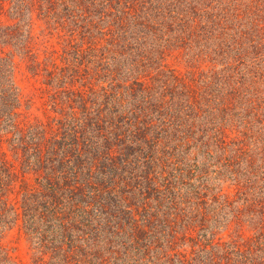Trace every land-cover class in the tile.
<instances>
[{
	"label": "trees",
	"instance_id": "1",
	"mask_svg": "<svg viewBox=\"0 0 264 264\" xmlns=\"http://www.w3.org/2000/svg\"><path fill=\"white\" fill-rule=\"evenodd\" d=\"M237 1L0 0V239L19 227L40 264H264V139L220 125L264 122V0ZM35 13L63 53L39 56ZM168 49L244 68L197 80ZM17 57L47 120L23 118Z\"/></svg>",
	"mask_w": 264,
	"mask_h": 264
},
{
	"label": "rangeland",
	"instance_id": "2",
	"mask_svg": "<svg viewBox=\"0 0 264 264\" xmlns=\"http://www.w3.org/2000/svg\"><path fill=\"white\" fill-rule=\"evenodd\" d=\"M240 5V0L237 1ZM238 5V6H239ZM240 7V6H239ZM49 24L46 22L44 18H40L34 14V24H33V31L35 34V43L36 49L39 53V56L42 59H45L46 56H50V52L56 49L59 51V54L63 53L64 47H67L66 44L68 41L65 39H59L57 31L52 27L48 26ZM56 56V54L54 55ZM59 57V56H58ZM17 68H16V80L21 88L23 93L22 97V106L21 111L23 112V118L27 120H47L48 116H54L56 113L53 111L52 106L50 105L48 94L49 90L47 89V93L43 91L45 87L42 84L41 80L36 77L32 72L29 71L28 63L26 60L17 57ZM46 61V60H45ZM50 60H47L49 63ZM225 62V64H223ZM240 60L236 61L232 57L228 59H217L216 61H211V58L206 56H195L190 57L188 52L186 53L184 50H173L168 49L166 51V57L164 64L166 68H170L175 70V72L182 73L186 76H190V74H194L197 80H202L205 76L210 75L215 71H223L222 74H236L242 73L243 70H225V65L232 64L233 67L237 69L244 68L243 64H238ZM249 63V60L245 61ZM34 66L33 64H31ZM238 65V67H237ZM36 66V65H35ZM34 66V67H35ZM258 68L255 66L253 70ZM234 69V68H233ZM263 69H256L257 75H259ZM256 74V73H255ZM238 75V74H236ZM89 84H97L95 78H85ZM200 85H204L203 81H200ZM242 81H240L241 83ZM257 90L262 91L260 93V99L264 101V82L261 80L257 84ZM262 106L264 107V102H262ZM260 119H264V115L261 116ZM239 123V122H238ZM264 124L259 122L254 123L253 129L247 130V138L242 135L243 132L246 131V126L243 124H225L220 123L221 127L226 129V132H229L231 137L238 136L240 139H245L247 143L253 144L256 140L264 139V128L260 127ZM219 125V126H220ZM264 142V140H263ZM233 147H236L234 144L231 145V148H228V154H215V158L212 161L216 160V157H223V156H231L234 154L232 150ZM10 159H13V156L9 153ZM215 185H224L226 189L234 192V188L231 185V182H214ZM228 223V220H226ZM247 233H252L250 230H246ZM240 233V229L237 227L236 224H231L230 227L218 230L217 237H222L223 239L227 240L231 237L237 236L236 234ZM0 245L5 253L8 252L11 256L12 264H40L39 258L41 257L40 253L34 249V244L27 239L24 235V232L20 231L19 227H14L10 230L6 235H2L0 239Z\"/></svg>",
	"mask_w": 264,
	"mask_h": 264
}]
</instances>
